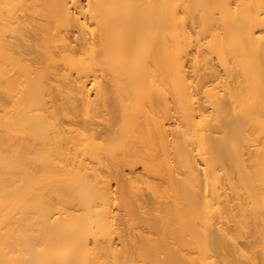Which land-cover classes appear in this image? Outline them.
<instances>
[{
    "label": "bare ground",
    "instance_id": "6f19581e",
    "mask_svg": "<svg viewBox=\"0 0 264 264\" xmlns=\"http://www.w3.org/2000/svg\"><path fill=\"white\" fill-rule=\"evenodd\" d=\"M0 264H264V0H0Z\"/></svg>",
    "mask_w": 264,
    "mask_h": 264
},
{
    "label": "rangeland",
    "instance_id": "374dc122",
    "mask_svg": "<svg viewBox=\"0 0 264 264\" xmlns=\"http://www.w3.org/2000/svg\"><path fill=\"white\" fill-rule=\"evenodd\" d=\"M136 172L141 173V168H140V166H138V167L136 168ZM145 194H146V192L144 193V195H143L142 198L145 197V198L147 199L148 196H146L147 194H146V195H145ZM145 198H144V199H145ZM148 199H149V198H148ZM148 199H147V201H148ZM147 201H146V202H147ZM149 201H150V199H149ZM149 201L147 202L148 204L150 203ZM149 205H150V204H149Z\"/></svg>",
    "mask_w": 264,
    "mask_h": 264
}]
</instances>
